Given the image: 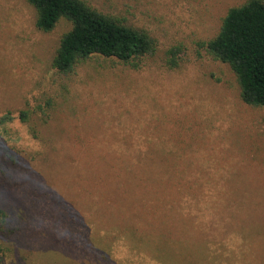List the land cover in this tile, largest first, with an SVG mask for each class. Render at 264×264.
<instances>
[{
  "label": "rangeland",
  "instance_id": "374dc122",
  "mask_svg": "<svg viewBox=\"0 0 264 264\" xmlns=\"http://www.w3.org/2000/svg\"><path fill=\"white\" fill-rule=\"evenodd\" d=\"M86 1L150 31L157 48L139 69L92 57L68 82L52 61L70 24L42 32L27 0H0V264H96L85 257V208L103 207L108 194L118 211L119 184L134 183L126 170L139 151L182 157L176 169L203 190L238 172L264 186V107L243 102L231 67L202 45L246 0ZM42 91L56 111L37 140L19 111ZM178 179L151 184H190Z\"/></svg>",
  "mask_w": 264,
  "mask_h": 264
},
{
  "label": "trees",
  "instance_id": "16d2710c",
  "mask_svg": "<svg viewBox=\"0 0 264 264\" xmlns=\"http://www.w3.org/2000/svg\"><path fill=\"white\" fill-rule=\"evenodd\" d=\"M27 1L36 11L38 30L51 32L61 20L70 24L52 61L62 80L70 82L78 65L95 56L139 69L157 48L150 31L86 0ZM202 45L231 67L242 101L264 107V0L231 7L219 32ZM178 51V47L169 51L171 68L180 63ZM40 96L19 111L37 140L56 111L53 97L45 91ZM183 160L140 151L132 157L128 164L133 167L126 171L134 175V183L122 180L119 184L125 189L116 197L121 201L118 211L110 209L108 194L103 207L85 208V257L99 260L96 264H264V186L246 185L244 173L238 172L228 173L227 183L203 190L190 182L195 177L192 180L176 169ZM46 164L52 166L50 157ZM174 175L179 176L178 182L186 179L190 184L166 189L151 184L154 178L175 182ZM130 191L133 202L127 199Z\"/></svg>",
  "mask_w": 264,
  "mask_h": 264
}]
</instances>
